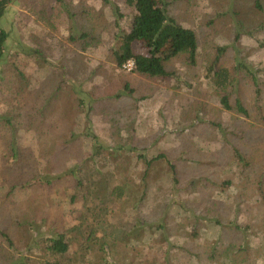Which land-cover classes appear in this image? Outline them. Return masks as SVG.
Instances as JSON below:
<instances>
[{"label":"rangeland","instance_id":"1","mask_svg":"<svg viewBox=\"0 0 264 264\" xmlns=\"http://www.w3.org/2000/svg\"><path fill=\"white\" fill-rule=\"evenodd\" d=\"M164 1L197 40L167 78L115 66L126 0L9 5L0 264H264V0ZM219 50L229 110L208 72Z\"/></svg>","mask_w":264,"mask_h":264},{"label":"trees","instance_id":"2","mask_svg":"<svg viewBox=\"0 0 264 264\" xmlns=\"http://www.w3.org/2000/svg\"><path fill=\"white\" fill-rule=\"evenodd\" d=\"M12 1L0 0V24ZM54 1L62 4L61 0ZM126 3L133 9V15L127 33L121 34L119 46L112 53L117 68L121 69L126 61L132 60L134 62L132 73L147 78H167L171 74L166 71L165 64L171 59L184 55L188 64L195 65L197 50L195 33L167 15L168 8L164 0H126ZM254 7L260 9V0H254ZM49 12L51 10L39 12L42 21L48 19L46 14ZM46 24L51 27L48 21ZM7 38L8 33L0 25V61L4 55ZM73 39L69 36L68 41L71 42ZM261 47L264 48V43H261ZM222 54V50H219L208 72L215 87L225 93L220 97V104L225 110H229L225 89L228 85L233 86V83L230 85L231 75L227 70L214 68L219 64ZM235 108L239 114L247 117L246 110L238 100H235ZM0 236L9 241L7 234L1 229ZM47 243L45 249L52 256H63L69 248L63 236L50 239Z\"/></svg>","mask_w":264,"mask_h":264},{"label":"built area","instance_id":"3","mask_svg":"<svg viewBox=\"0 0 264 264\" xmlns=\"http://www.w3.org/2000/svg\"><path fill=\"white\" fill-rule=\"evenodd\" d=\"M121 69L124 71V72H127V73H131L134 69V62L132 60H128L126 61Z\"/></svg>","mask_w":264,"mask_h":264}]
</instances>
